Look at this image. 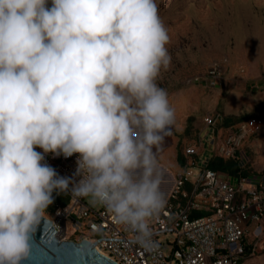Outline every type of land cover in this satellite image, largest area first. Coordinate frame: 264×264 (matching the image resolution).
<instances>
[{
    "label": "clouds",
    "instance_id": "clouds-1",
    "mask_svg": "<svg viewBox=\"0 0 264 264\" xmlns=\"http://www.w3.org/2000/svg\"><path fill=\"white\" fill-rule=\"evenodd\" d=\"M48 5L0 0V264H25L56 196L91 197L146 246L165 203L154 149L175 112L156 83L171 63L156 0ZM48 153L77 155L78 182Z\"/></svg>",
    "mask_w": 264,
    "mask_h": 264
},
{
    "label": "built area",
    "instance_id": "built-area-1",
    "mask_svg": "<svg viewBox=\"0 0 264 264\" xmlns=\"http://www.w3.org/2000/svg\"><path fill=\"white\" fill-rule=\"evenodd\" d=\"M221 122L218 115L207 116L193 144L183 150L164 206L149 221L147 246L105 206L98 203L93 211L83 197L70 192L56 196L44 217L54 237L61 242L88 241L115 264H238L264 253V173L238 171L232 184L226 174L206 168L211 157L235 160L240 170L250 168L240 148L254 131L255 120L225 127ZM77 158L48 153L44 162L78 182Z\"/></svg>",
    "mask_w": 264,
    "mask_h": 264
},
{
    "label": "rangeland",
    "instance_id": "rangeland-1",
    "mask_svg": "<svg viewBox=\"0 0 264 264\" xmlns=\"http://www.w3.org/2000/svg\"><path fill=\"white\" fill-rule=\"evenodd\" d=\"M156 3L170 37L166 47L171 56L156 83L166 90L175 112L169 134L158 151L154 149L164 197L180 170L176 155L193 144L207 116L253 118L254 131L240 150L247 155L248 166L254 162L264 169V0ZM229 178L236 183L234 176ZM82 202L93 211L99 208L91 197H83ZM241 264H264V253L246 257Z\"/></svg>",
    "mask_w": 264,
    "mask_h": 264
},
{
    "label": "water",
    "instance_id": "water-1",
    "mask_svg": "<svg viewBox=\"0 0 264 264\" xmlns=\"http://www.w3.org/2000/svg\"><path fill=\"white\" fill-rule=\"evenodd\" d=\"M54 233L50 222L42 217L25 264H115L100 255L88 241L61 242L54 237Z\"/></svg>",
    "mask_w": 264,
    "mask_h": 264
},
{
    "label": "trees",
    "instance_id": "trees-1",
    "mask_svg": "<svg viewBox=\"0 0 264 264\" xmlns=\"http://www.w3.org/2000/svg\"><path fill=\"white\" fill-rule=\"evenodd\" d=\"M247 118H240L237 120L231 119V118H224L222 119V122L220 125H222L223 127L225 126H231L232 124L239 122V121H245ZM176 161L178 163L179 166L182 165V159L181 156L179 154L176 155ZM206 168L218 173H223L226 174L227 176H236L238 174V171H241V173L243 175L248 174L249 172H260V173H264V169H261L260 166H255L254 164L251 165L250 168L246 167L245 169H241L237 166V163L235 160H229V159H221V158H217V157H211L208 161H207V165ZM258 169H260V171H258ZM56 201V199H55ZM54 201V202H55ZM51 205L45 210V212L49 211L51 209ZM243 260V259H242ZM242 260H240L238 262V264L242 263Z\"/></svg>",
    "mask_w": 264,
    "mask_h": 264
},
{
    "label": "crops",
    "instance_id": "crops-1",
    "mask_svg": "<svg viewBox=\"0 0 264 264\" xmlns=\"http://www.w3.org/2000/svg\"><path fill=\"white\" fill-rule=\"evenodd\" d=\"M256 144H257V146L259 147V148H258L259 151L262 150V149H261V148H262V147H261L262 145H260L259 142L256 143ZM258 149H257V150H258ZM263 149H264V147H263ZM261 160H262V161L260 162V164H262V162H263V159H261ZM252 164H254V162H252ZM261 166H264V164H262Z\"/></svg>",
    "mask_w": 264,
    "mask_h": 264
}]
</instances>
